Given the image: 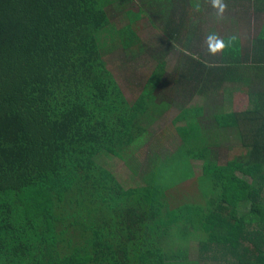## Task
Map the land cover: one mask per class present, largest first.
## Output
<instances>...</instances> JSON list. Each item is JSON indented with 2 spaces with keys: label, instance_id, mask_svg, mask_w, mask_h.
Returning a JSON list of instances; mask_svg holds the SVG:
<instances>
[{
  "label": "trees",
  "instance_id": "trees-1",
  "mask_svg": "<svg viewBox=\"0 0 264 264\" xmlns=\"http://www.w3.org/2000/svg\"><path fill=\"white\" fill-rule=\"evenodd\" d=\"M116 2L0 0V264H200L187 249L164 245L203 218L219 232L206 249L208 263L264 264V0H222L231 10V32L221 38L219 57H187L173 78L176 98L162 99L186 103L174 119L186 123L176 128L185 145L210 150L230 137L239 141L242 155H233L227 168H205L207 191L230 209H212L213 200L206 209H171L167 184L176 172L158 169L144 177V187L125 189L99 162L102 154L127 156L152 136L149 126L166 110L157 104L154 79L128 99L108 66L106 41L115 34L125 51L142 49L136 25L154 24V13L166 42L185 40L188 47L213 4L142 0L137 13L127 10L129 23L115 29L107 9ZM166 66L160 60L157 67L165 76ZM239 85L251 104L242 112L232 108ZM195 91L203 96L201 108L187 107ZM168 131L158 133L162 141L171 139ZM167 156L179 171L189 167L180 150ZM248 201L260 220L233 225ZM163 214L180 222L172 238L156 224ZM223 234L231 241L219 240Z\"/></svg>",
  "mask_w": 264,
  "mask_h": 264
},
{
  "label": "rangeland",
  "instance_id": "rangeland-1",
  "mask_svg": "<svg viewBox=\"0 0 264 264\" xmlns=\"http://www.w3.org/2000/svg\"><path fill=\"white\" fill-rule=\"evenodd\" d=\"M141 1L142 0H117L114 5L107 9L111 23L115 29H120L129 23L127 10L131 9L134 13H137ZM207 7L208 9L205 10V13L199 17L200 20L197 22L199 28L195 31V37L191 38L192 44H189L188 47L185 45V40L179 43L174 41L171 43L166 42L161 31L163 25L157 23L158 17L154 18V13H152L154 24L148 21V19H141L138 21L139 25H136V29H138V33L142 39V45H144L142 49L140 48L138 50V47H135L125 51L119 37L115 34H113V40L115 41L112 44H110L113 41H111V38L106 41V45L109 43L105 50L108 66L114 73L129 100H134L135 95L140 91L141 83L144 84L146 82L148 75L160 60H165L167 62V83L171 82V85L174 86L173 78L176 77V69L187 60V57H192V59L195 60H200L202 57H205L206 60H214V58L219 57L220 48L217 49V44H221L223 35L231 32V21L228 17L231 14V10L224 9L223 12H215L219 9L213 7L212 3H209ZM237 8L241 11L243 7L239 6ZM179 14L180 17H182L183 12ZM184 37L185 36L182 35L181 39ZM167 98L172 97H166L164 99ZM174 98H176V96H174ZM193 100L195 101V97ZM197 100H199L198 97ZM250 106L251 104L246 88L242 89L241 85H239L236 88L233 98V110L242 112ZM211 109L212 108H207V110ZM177 115L178 111L176 109L175 112L172 111L169 114H163L154 125L148 128L149 133L152 132V136L154 137H150L149 134V136H144L140 145L132 148L127 156L118 158L102 154L99 162L116 177L125 189L144 187V177L150 172H152V174H157L158 169H160V172L165 170L167 173L171 174H175L174 172H176L174 175L176 179L167 184L169 188L167 194L165 192L166 196L168 195L165 202L171 209H177L178 207H183L185 209L189 206L206 209V207H209L208 203L212 200L214 201V203H212V209H215L219 205L230 209L225 201L217 197V194L207 191V186L211 185V181L209 177L206 176L207 173L205 168L207 169V165H209V169H212V171L216 169L219 170V172L227 168L230 165L228 161L233 155L235 157L242 155V152L238 150L235 144H238L239 141L235 139V137H230L223 147L217 149V146H213L210 147V150L194 142V144L185 145L180 135L177 133L176 128L179 129L187 126L183 121L174 124V119ZM164 129H168V133H171V139L168 141H162L164 139L158 136V133H161ZM185 147L190 150L187 152ZM178 150L184 154L186 157L185 160L189 162V167L186 168V171L184 169L179 171L176 168L178 166L174 164L169 165L171 164L169 160H172V158L168 159L167 154L171 155L174 151ZM206 150L208 152L204 153L203 151ZM229 150H231L230 154ZM164 160H168L169 162L162 165L161 163ZM213 175L215 176V173H213ZM224 175L225 173H223V176ZM238 175L243 177V175L239 173ZM245 179L248 180V177L245 176ZM174 182L177 183L174 185ZM212 187L215 189L217 188L215 183ZM251 205L250 201L240 204L238 207V218L233 220V225L236 222L241 223L244 221L245 227L248 228L251 224L258 223L257 221L260 220V216L255 217L250 214ZM229 213L230 211H227V214ZM206 215L209 217L208 213H206ZM157 222L158 223H155L162 229V232H164L166 236L170 235L171 238L175 236L174 233L176 231H182L180 222L176 223L171 219L169 223L164 214ZM202 224L204 226H201ZM207 227L208 222L206 218L201 219L200 222H196L194 226L186 224L183 227L184 231H182L186 234L178 233L179 238L177 242L171 243L168 241L167 245H164V248L165 246L167 247L166 251H169L171 248L176 250L179 247L181 249H187L189 259L200 261V264H211L205 260V252L210 243H212L210 241H217L219 232H213ZM221 237L222 238L219 240L225 242L231 241V236L227 234H223ZM217 263L218 262L212 264Z\"/></svg>",
  "mask_w": 264,
  "mask_h": 264
},
{
  "label": "crops",
  "instance_id": "crops-1",
  "mask_svg": "<svg viewBox=\"0 0 264 264\" xmlns=\"http://www.w3.org/2000/svg\"><path fill=\"white\" fill-rule=\"evenodd\" d=\"M159 64H160V61L157 63V65L155 66V68H153V70L151 71V73L148 75V79L146 80V82L144 84L141 83L140 91L137 93V95H135V97H138V95L142 91L144 85L146 83H149L151 81V79H154V82L152 83L153 85H151V86L157 85L159 83L158 84V88H156V96H158L159 98H161L160 101H162V99H164V98H162L163 95H168V96H171L172 98H174V96L177 95L176 94L177 92H175V89H177V87L175 85L172 86L171 85V82L170 83H167V79H166V76L167 75L165 76L164 73H160L158 71L159 69L157 67H158ZM181 69H182L181 67L180 68H177L176 69L177 71H176L175 74H177V72L178 73L179 72L182 73ZM165 70L167 71V68ZM156 72H159V73L157 74V76H154V73H156ZM170 80H172V79H170ZM141 82H142V80H141ZM180 89H182V79H180ZM170 91H172V92H170ZM181 93H182V91H181ZM191 96L193 98L195 97V101L192 100L190 102V105L187 106V107H191L193 105L196 108L197 107H200L201 108L203 106V100H202L203 99L202 98L203 96H200L199 94H197V91H195ZM180 97H182V94H181ZM197 97H198L199 100H197ZM181 102L182 101H178V103H176V102L170 103V102H163L162 101L161 103H157V104L159 106H161V107H163V105H165L164 107L166 108V110H164L163 112H164V114H166V113L169 114L172 111L175 112V109L179 112L180 108L186 105V103H181ZM234 111H236V110H234ZM163 135H164V133H163Z\"/></svg>",
  "mask_w": 264,
  "mask_h": 264
},
{
  "label": "clouds",
  "instance_id": "clouds-1",
  "mask_svg": "<svg viewBox=\"0 0 264 264\" xmlns=\"http://www.w3.org/2000/svg\"><path fill=\"white\" fill-rule=\"evenodd\" d=\"M213 6L217 7L220 12H223L226 5L222 2V0H213ZM221 44H217V49L221 48Z\"/></svg>",
  "mask_w": 264,
  "mask_h": 264
}]
</instances>
